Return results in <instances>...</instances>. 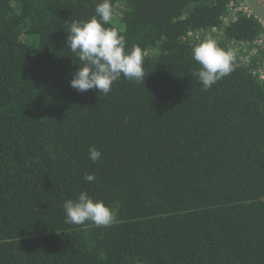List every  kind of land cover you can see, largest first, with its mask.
<instances>
[{
  "label": "trees",
  "instance_id": "16d2710c",
  "mask_svg": "<svg viewBox=\"0 0 264 264\" xmlns=\"http://www.w3.org/2000/svg\"><path fill=\"white\" fill-rule=\"evenodd\" d=\"M237 2L112 0L106 27L141 47L146 79L105 96L70 86L67 29L96 0H0V264H264L258 59L234 53L207 91L192 75L205 37L232 50L262 34L255 15L225 21ZM83 191L115 208L112 224L64 222Z\"/></svg>",
  "mask_w": 264,
  "mask_h": 264
},
{
  "label": "clouds",
  "instance_id": "9594fccd",
  "mask_svg": "<svg viewBox=\"0 0 264 264\" xmlns=\"http://www.w3.org/2000/svg\"><path fill=\"white\" fill-rule=\"evenodd\" d=\"M112 0H96L95 14L88 20H74L67 29V47L75 54L79 67L73 73L70 86L78 92L96 89L108 95L114 82L121 77L145 83L144 52L138 45L127 49L126 38L114 27ZM192 57L199 69L192 75L207 91L232 71L234 52L218 46L211 36L192 48ZM102 153L95 147L89 149L92 162H99ZM84 180L93 182L95 174L85 173ZM65 223L80 225L89 221L97 227H107L116 218V210L102 200H94L86 191L78 198L63 202Z\"/></svg>",
  "mask_w": 264,
  "mask_h": 264
},
{
  "label": "built area",
  "instance_id": "2783aa9c",
  "mask_svg": "<svg viewBox=\"0 0 264 264\" xmlns=\"http://www.w3.org/2000/svg\"><path fill=\"white\" fill-rule=\"evenodd\" d=\"M240 14H246L249 17L254 15L245 1L239 0V2L231 4L228 16L225 18V21H229L230 19L234 20V18L236 19ZM261 23L263 25V32L258 38H256L253 42H233L232 50H234L235 54L238 52L242 55L240 60L243 64H253L254 59L257 58L258 65L255 71L260 74V78L264 81V22L261 21ZM212 32L219 34L222 31L218 27L214 28Z\"/></svg>",
  "mask_w": 264,
  "mask_h": 264
},
{
  "label": "water",
  "instance_id": "95a60500",
  "mask_svg": "<svg viewBox=\"0 0 264 264\" xmlns=\"http://www.w3.org/2000/svg\"><path fill=\"white\" fill-rule=\"evenodd\" d=\"M253 14L264 22V0H244Z\"/></svg>",
  "mask_w": 264,
  "mask_h": 264
},
{
  "label": "rangeland",
  "instance_id": "374dc122",
  "mask_svg": "<svg viewBox=\"0 0 264 264\" xmlns=\"http://www.w3.org/2000/svg\"><path fill=\"white\" fill-rule=\"evenodd\" d=\"M123 10H122V8L121 7H118L117 8V15L119 16V17H121L122 16V12Z\"/></svg>",
  "mask_w": 264,
  "mask_h": 264
}]
</instances>
